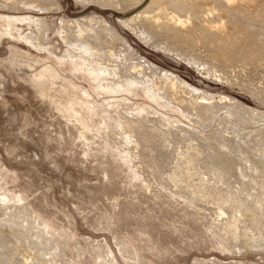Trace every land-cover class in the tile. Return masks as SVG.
<instances>
[{
	"label": "rangeland",
	"instance_id": "1",
	"mask_svg": "<svg viewBox=\"0 0 264 264\" xmlns=\"http://www.w3.org/2000/svg\"><path fill=\"white\" fill-rule=\"evenodd\" d=\"M133 1L0 0L39 17L0 31V264H264V0L153 27ZM80 54L137 85L99 90Z\"/></svg>",
	"mask_w": 264,
	"mask_h": 264
},
{
	"label": "bare ground",
	"instance_id": "2",
	"mask_svg": "<svg viewBox=\"0 0 264 264\" xmlns=\"http://www.w3.org/2000/svg\"><path fill=\"white\" fill-rule=\"evenodd\" d=\"M4 1L6 3H13V2H16L18 0H4ZM208 1H210V0H208ZM208 1L207 0H134L133 1L134 7L140 6V8L138 10H136V13L132 14L128 18H123L121 21L130 25L132 23V21H134V20L144 19L149 24V26H151V27L157 26L158 20L163 16L162 14L167 12L166 11L167 6L168 5L170 6V4H172V5H174L175 8L178 6L177 8L180 7V9H183V10H185V12L186 11L188 12V13L186 12L188 14L187 15L188 17L186 19L181 18L180 17L181 15L180 16L176 15V14H171V16L167 15V17H169L171 20H174L175 22L182 24L185 21L191 20V18L195 15L196 10H198V9L203 10V11H204V9H206V11L211 14L213 11V9H212L213 5H211V3ZM25 3H28V1H26ZM37 6H40V5H37L36 3H32V4H30L29 7L36 8ZM202 7H205V8L203 9ZM154 8L157 10V12H156L157 14L155 13V15H152V14L149 15L150 11ZM152 11H154V10H152ZM207 12H205V13L208 14ZM197 13H198V11H197ZM204 15L205 14H203V16ZM199 16H202V15H199ZM207 16L209 17V14ZM207 16H205V18L200 17V19L196 18L195 21L200 22V23L201 22L205 23V21H208V23H206V25L209 26V27H207L208 29L211 26H218V28L222 27V25L220 26L218 24L213 23L214 21H212V20L210 21V18H208ZM82 18H84V16L83 17L81 16V17H76V18H70V20L71 21H79ZM206 18H208V19H206ZM165 19L167 21V18H165ZM38 20H39V17H35L34 15H31L29 13L16 14V13L0 11V31L2 33L9 34L12 37L22 36L24 39H26V41L31 42L32 36L27 34V33L24 34L23 31H20V29H21L20 27L23 24L37 25ZM197 22L195 24H197ZM196 26H198V25H196ZM193 27H195V26H193ZM224 28H223V30H224ZM85 31H87V27H81L78 30L79 34H77V35L80 37H85V35H83ZM141 33L144 34L143 31ZM237 42H239V41H237ZM92 53H94V52H92ZM71 56H75V55L72 53ZM100 65H101L100 62H95L94 60L90 59L89 57L85 56L84 54H80V56H78V58L71 59L69 61V68L71 71L81 72L85 76L86 79H88L89 81H91L94 84V86L96 88H98L99 90H102L103 92H105L107 94H110V95L116 94L117 96L124 95L126 93L132 92L133 88H135V86L137 85L138 80L136 78V75L133 74L134 70L137 68L136 66L132 69L131 74L126 79H124L122 82H120V81H112V79L109 80V78H112V77H109L108 75L112 74V71H110L107 67H103ZM54 72L55 71L53 70V68L50 65H44L42 67V69L36 74V77L37 78H45L46 76H48L49 78H53L55 76ZM178 80L183 85L191 86L186 81H184L182 79H178ZM143 91H144V94L151 100L160 101L163 97L160 93L153 91V88L150 85L145 84V83H144ZM224 98L230 99L232 97L226 95V96H224ZM85 105L87 106L88 111H93L91 109V106L89 104L88 99H86Z\"/></svg>",
	"mask_w": 264,
	"mask_h": 264
}]
</instances>
